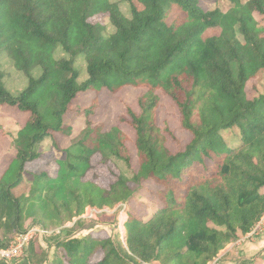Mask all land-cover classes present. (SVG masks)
<instances>
[{
    "label": "trees",
    "instance_id": "16d2710c",
    "mask_svg": "<svg viewBox=\"0 0 264 264\" xmlns=\"http://www.w3.org/2000/svg\"><path fill=\"white\" fill-rule=\"evenodd\" d=\"M125 1L130 17L111 0H0V54L27 78L11 93L0 63V105L28 114L14 139L16 154L0 174V229L22 232L30 215L44 229H60L46 264H208L264 215V94L246 93L264 72V30L254 18L264 19V0H229L225 11L204 10L199 0ZM97 17H106L114 32L105 35ZM216 27L218 34L201 37ZM57 48L68 57L57 58ZM79 54L86 61L82 82L74 66ZM127 85L146 88L138 111L127 106L120 118L134 131L132 148L118 125L104 130L91 122L93 103L82 111L85 127L64 150L57 176L35 165L40 142L50 137L56 147V134L71 135L64 115L77 95ZM157 90L175 103L191 134L181 151L168 149L155 123ZM234 128L239 141L230 145L222 132ZM95 155L125 171L111 170L114 181L105 187L90 181ZM26 171L31 191L16 194ZM151 187L159 195L156 209L135 214L137 196ZM118 204L126 207L124 240L101 231L75 235L81 219L64 226L86 206ZM35 243L25 254L29 261Z\"/></svg>",
    "mask_w": 264,
    "mask_h": 264
},
{
    "label": "rangeland",
    "instance_id": "374dc122",
    "mask_svg": "<svg viewBox=\"0 0 264 264\" xmlns=\"http://www.w3.org/2000/svg\"><path fill=\"white\" fill-rule=\"evenodd\" d=\"M119 5L122 13L130 17L129 5L125 0H111ZM243 2L246 0H242ZM200 6L204 10H210L214 8L227 10L231 6L229 0H199ZM178 14L176 10L169 15L167 19L170 23L173 18ZM254 18L257 23V27L264 30V19L258 13H254ZM101 20L106 28L105 35L114 32L115 28L110 24L106 17H97ZM220 29L218 27L206 30L202 34V38L218 34ZM60 47V46H58ZM57 58L68 57L61 48H57L55 52ZM0 63L4 70V83L5 86L13 94H17L27 85L26 76L19 70L13 67L12 62L6 56V54H0ZM74 66L79 71V81H84L86 75V61L83 54L76 55ZM38 71L35 70L33 75H37ZM144 86L127 85L120 89L116 93H110L106 89H100L98 91L90 89L84 93L77 95L73 100L71 109L64 115V124L71 127V135L56 134L57 146L53 147L52 139L46 137L42 142L37 145V151L39 157L34 161L35 165L41 170L45 171L49 177H56L59 171V161L65 160L66 154L64 150L71 144L72 140L82 131L85 127L86 118L82 111L84 108L95 104L94 114L89 118L91 122L96 124H102L104 130H108L112 126L118 125L121 130L128 136V144L132 148L134 131L126 123L120 122L121 116H126V107L129 106L133 110L138 111L137 99L145 92ZM159 95V103L155 113V123L161 129L165 136V145L168 149L175 153L184 149L185 145L191 139V134L181 127V116L175 103L163 93L161 90L156 91ZM246 93L248 98H253L259 94H264V72H261L256 79L250 80L246 85ZM28 114H24L18 111L15 107L7 105H0V174L5 170L10 160L15 156L16 149L14 146V139L21 125L26 121ZM227 142L230 145H235L239 140V131L237 128L222 132ZM99 156L92 157V163L94 167L87 173V179L95 182L100 186H106L114 181V177L111 175V170L117 172L120 167L123 166L113 165L111 162H100ZM137 160L133 158L132 167L136 169ZM123 171H125L123 169ZM126 173H129L126 171ZM24 182L15 189V193H29L32 188V175L27 171L23 173ZM151 190H143L134 202L133 212L135 214L147 217L150 212L156 209L155 204L159 203V195L155 194V187H151ZM264 192V188L262 189ZM158 196V197H157ZM119 205V204H118ZM117 205V206H118ZM115 206L108 212H101L96 214L94 219L85 220L84 226L77 225L74 228L75 235H84L91 231L104 234L115 235L119 239L124 240V228L120 226V219H124L125 205L120 204L119 207ZM93 207V206H90ZM105 213V216L101 217ZM100 218H104L103 222ZM84 220V219H83ZM38 215H30L25 222L24 230L29 226L42 227ZM117 221V222H116ZM116 223V226L114 224ZM74 224V223H73ZM72 224V225H73ZM71 225V226H72ZM43 228V227H42ZM17 233L6 232L0 229V243L8 245L9 242L15 237ZM62 235L54 236L48 235L35 236L33 239L37 240L34 246V255L30 261L23 257L20 262L16 264H46L47 260L52 259L54 251L55 238H61ZM47 254V256H46ZM259 259V257H258Z\"/></svg>",
    "mask_w": 264,
    "mask_h": 264
},
{
    "label": "built area",
    "instance_id": "2783aa9c",
    "mask_svg": "<svg viewBox=\"0 0 264 264\" xmlns=\"http://www.w3.org/2000/svg\"><path fill=\"white\" fill-rule=\"evenodd\" d=\"M110 209L103 207V208H97V207H90L86 206L83 213L80 214L77 217H74L71 222H67L64 226L69 227L71 226L77 219L90 220L94 219L96 214L101 212H108ZM125 218V215H124ZM124 219H120V226H122V222ZM123 227V226H122ZM264 228V215L260 218V220L251 228L249 232L244 234V237L249 238L253 237L260 233V231ZM60 229L55 230H48L44 229L42 227L38 226H29L22 232H19L15 235V237L9 242V244L5 247H0V261H2L5 264H16L17 262H20L23 257L25 256L30 241L35 236H48V235H55L59 234ZM124 239V235L122 237Z\"/></svg>",
    "mask_w": 264,
    "mask_h": 264
},
{
    "label": "crops",
    "instance_id": "0c3cea01",
    "mask_svg": "<svg viewBox=\"0 0 264 264\" xmlns=\"http://www.w3.org/2000/svg\"><path fill=\"white\" fill-rule=\"evenodd\" d=\"M263 254L264 228L253 237L246 238L242 235L236 241L227 243L208 264H240L250 259H254L253 264H260Z\"/></svg>",
    "mask_w": 264,
    "mask_h": 264
}]
</instances>
